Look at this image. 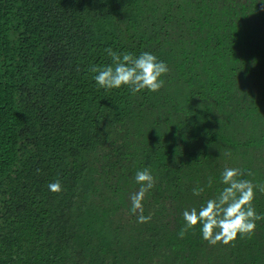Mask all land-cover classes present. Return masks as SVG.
Returning a JSON list of instances; mask_svg holds the SVG:
<instances>
[{
    "label": "trees",
    "instance_id": "trees-1",
    "mask_svg": "<svg viewBox=\"0 0 264 264\" xmlns=\"http://www.w3.org/2000/svg\"><path fill=\"white\" fill-rule=\"evenodd\" d=\"M109 48L154 54L164 86L99 87ZM225 167L264 184V0H0V264H264V220L227 245L178 234Z\"/></svg>",
    "mask_w": 264,
    "mask_h": 264
},
{
    "label": "clouds",
    "instance_id": "clouds-1",
    "mask_svg": "<svg viewBox=\"0 0 264 264\" xmlns=\"http://www.w3.org/2000/svg\"><path fill=\"white\" fill-rule=\"evenodd\" d=\"M112 63L103 67L94 66L91 72L95 73L94 80L104 89L120 88L128 86L133 94L141 90L158 92L165 81L161 78L169 72L164 61L159 60L150 52H142L138 56L132 53H117L112 49H106ZM253 60V65L256 61ZM230 156V153H227ZM245 174L253 173L236 167H225L221 173V183L224 187L219 193L207 199L199 209L192 207L182 213L185 225L179 231V236L184 237L189 229L201 225L202 237L209 244H230L237 237H249L254 234L257 222L264 220V214L256 211L253 201L256 192L264 193V184H255L252 180L244 179ZM135 181L140 185L139 190L130 196L132 214H137L139 223H147L151 220V214L143 215V200L149 191L154 188L156 177L148 167L138 170ZM212 180L209 178L208 187ZM49 190L60 192L63 190L61 182H51ZM193 195L199 196L204 192L203 186L192 189Z\"/></svg>",
    "mask_w": 264,
    "mask_h": 264
}]
</instances>
